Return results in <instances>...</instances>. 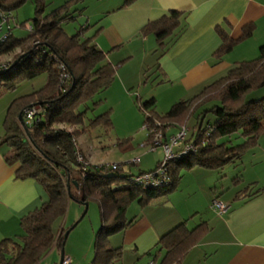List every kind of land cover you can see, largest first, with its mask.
Returning a JSON list of instances; mask_svg holds the SVG:
<instances>
[{
    "label": "trees",
    "instance_id": "1",
    "mask_svg": "<svg viewBox=\"0 0 264 264\" xmlns=\"http://www.w3.org/2000/svg\"><path fill=\"white\" fill-rule=\"evenodd\" d=\"M25 1L0 0V21L1 16L5 17L0 34L6 25L5 37L0 40V55L21 51L14 56L13 63H7L6 69L0 68V90H14L22 81L41 75L44 82L38 89L10 101L3 117L0 142L8 146L5 161L16 166V176L38 183L46 200L20 218V234L0 240V264H38L52 247L61 248L66 229L59 227L57 232L54 223L65 216L70 200L93 202L99 209L100 225L94 234V255L89 264H121L122 246L113 245L110 235L123 232L136 221V216L126 217L132 204L143 208L152 203H164L165 199L157 201L175 189L184 168L214 170L222 177L225 167H238L244 156L257 146L264 132V97L250 101L244 98L264 87V44L259 46L255 58L234 63L197 94L173 103L166 112L157 111L154 96L144 100L137 96L134 103L143 115L147 146L156 135L161 136V142L175 135L167 138L169 128L186 131L188 121L193 119L190 137L186 133L183 141L173 148L178 153L190 146L189 151L167 162L164 177L158 176L160 184L143 185L135 178L144 171L136 175L121 174L118 172L121 164H90L77 146V136L90 132L91 128H101L108 135L112 126L109 110L87 122L85 117L89 110L95 109L98 103L95 96L110 86L116 70L96 46L94 35L79 37L86 24L71 35L62 26L63 22L76 18L75 13L80 11L76 5L83 0H67L48 13L44 11L51 0H31L35 6L34 16L27 35L19 39L13 37L9 21L13 20V11ZM133 1L124 0V5ZM181 16L178 11H169L142 28L141 34L153 33L159 57L167 43L184 29L185 24L180 26ZM217 34L221 45L214 55L220 57L238 41L222 29H218ZM250 34V27L244 29L241 39ZM33 107L40 111L33 118H26L24 110ZM206 113L213 119L205 121ZM234 134L241 138L238 144L229 143ZM223 138L227 139L222 141ZM126 142L117 141L115 145L125 151L132 147ZM78 154L86 164L77 161ZM108 170L115 172L107 173ZM156 170L157 166L147 172ZM240 180V171H237L231 181ZM220 187H211L213 199H218L216 194ZM207 229L204 220L190 229L184 219L140 256H151L149 264H179ZM159 251H163L160 258Z\"/></svg>",
    "mask_w": 264,
    "mask_h": 264
},
{
    "label": "crops",
    "instance_id": "2",
    "mask_svg": "<svg viewBox=\"0 0 264 264\" xmlns=\"http://www.w3.org/2000/svg\"><path fill=\"white\" fill-rule=\"evenodd\" d=\"M56 1L59 6L67 0ZM76 7L80 9L82 20L86 16V28L96 29L94 42L105 53L106 60L116 65L115 71L120 74L124 87L128 90L138 87L142 93L140 88L147 75L144 71L156 70L162 76L159 84H167L164 91L168 96L164 98L171 105L176 100L191 98L234 63L255 58L259 46L264 44V0H134L129 5H124V0H83ZM169 11L182 13L180 26L185 24V27L175 40L167 43L159 57L153 33L141 34V30ZM248 27L250 36L241 39L243 30ZM218 29L238 41L220 57L214 55L221 45ZM114 54L117 59L112 57ZM135 59L140 62L134 68L131 61ZM125 71L136 72L132 75ZM142 95L155 97V92ZM4 114L5 111L0 110V137ZM8 153V146L0 142V240L20 234V218L46 200L38 183L16 176V166L5 161ZM199 168L187 170L197 177L204 175L202 185L209 187L210 194L205 192L203 199L196 197L186 206L180 203L179 210L169 203L168 197L164 204L134 209L129 217L136 216V221L121 232L127 251V259L124 261L122 254L121 264L139 261L140 255L151 249L161 235L184 219L191 229L188 223L194 213L198 217L193 225L204 220L208 229L179 264H264V132L242 163L225 169L224 176L214 170ZM121 169H124L122 165ZM237 171H240L241 180L232 182ZM218 185L221 189L216 197L228 205L221 214L210 208L214 197L211 186ZM72 201H68L65 216L54 223L55 231L59 227L69 228L81 215L84 207ZM169 211L173 212L171 216ZM118 236L117 233L110 237L113 245ZM55 249L60 251L54 246L48 253ZM64 253L68 255V252ZM162 255L163 251H159L158 257ZM70 257L74 263L75 258Z\"/></svg>",
    "mask_w": 264,
    "mask_h": 264
},
{
    "label": "rangeland",
    "instance_id": "3",
    "mask_svg": "<svg viewBox=\"0 0 264 264\" xmlns=\"http://www.w3.org/2000/svg\"><path fill=\"white\" fill-rule=\"evenodd\" d=\"M57 6H58L57 1L51 0L50 2H48V5L46 6L44 13L50 12L52 9L56 8ZM34 11H35V6L31 0L25 1L23 4H21L18 8H16L13 11L12 14L13 20L9 21L10 25L12 26L11 33L13 37L21 39L27 35L28 33L27 27L31 23V19L34 16ZM75 15H76L75 19L68 22H63L62 25L65 32H67L70 35L80 30L83 24L85 26L84 21L86 20V16L82 20L81 19L82 17L80 16L79 12H76ZM93 18L94 17L92 16L91 20ZM91 29L92 27L85 28L83 30V33L79 35V37L83 39L93 36V34L96 33V29L93 30ZM4 34H6V25H3V30L2 33L0 34V38ZM20 52H21L20 50H16L8 54L0 55V65L5 64L6 67L9 66V64L7 63H9L10 61L11 63H13L15 61V59H13L14 56L17 53L20 54ZM112 57L114 59L115 58L117 59L115 54L112 55ZM139 62L140 60H136V59L131 61L134 68L139 64ZM6 67L4 69H6ZM125 72L127 74L132 73L133 75V72L135 73L136 71H125ZM145 74H147L148 77L143 83V86L140 88L142 93H139V91L137 90L138 87L136 89H131V90L126 89L121 81L120 74L118 73V71H115L114 79L112 80L110 86L107 87L103 92L95 96V100H97L98 103L96 104L95 109H93L92 111L89 110V112L86 114L85 117L86 122L87 119L93 118L94 116L109 110L112 126L110 128L108 135H105L104 132L102 131L103 129L101 128H93V129L91 128L90 132L85 131L83 132V134L77 136L76 138L77 146L81 148L83 153L88 158L87 159L88 163L93 165H102V164L107 165V164L121 163L124 169H120L118 172H120L121 174L122 173L126 174L128 172V169H130L131 171L130 173L136 175L141 171L147 172L154 170L157 164L163 160L164 153L161 146H157L154 150H151L146 145L147 129L145 126H143V115L141 112L137 110L134 100L137 98V96L141 97L142 100H144L147 97H145L142 94H148V91H154L157 111L166 112L171 107V104L168 103V100L164 98L166 95L168 96V92L164 91V87L167 84H159V82L162 81V76L158 74V71L156 70L153 71L151 69L150 72L146 71ZM43 82H44V76L41 75L31 80L22 81L14 90H0V110L3 109L4 111H6V108L12 99L20 95L29 93L32 90L38 89L43 84ZM170 91L175 92L177 90H170ZM178 91L181 92L180 90ZM157 93L158 95H156ZM261 97H264V87L251 91L245 96L244 99L246 101H250V100H256ZM208 106L209 105H207L206 107ZM25 111L26 109L24 110V113ZM25 115L26 113L24 114V116ZM212 119L213 117L211 116V114L206 113V117L204 120L208 121ZM186 128H187L186 129L187 137H190L193 130V119H190L188 121ZM177 132H178L177 128L174 127L169 128L166 130V134H167L166 136L168 138L173 134H177ZM226 139L227 138H223L222 141ZM124 140L129 142L132 147L128 150L122 151L119 149V147L115 145V143L117 141L124 142ZM239 142H241V138L238 134H234L233 136H231L229 141L230 144H238ZM133 158H140L141 162H138L137 164H132L131 161ZM229 167H233V166L228 165L227 167H225V169L229 170L230 169ZM113 172L115 171L113 170L107 171V173H113ZM192 174L193 173L188 172L187 169L185 168L182 169L181 178L178 181L175 189H173L171 192L169 191V194L167 196L169 198L168 201L170 204L174 205L175 209L179 210L182 207L181 204L186 206L187 204L192 203V201L196 197H198L199 199H203L205 196V192L209 193L208 191L209 187L207 186L204 187L202 185L205 182L204 175H200L197 177ZM188 185H191V187H189ZM164 199H166V197L160 198L157 202H162L164 201ZM152 204L157 205L156 203H152ZM160 204H164V203H160ZM137 207L138 206L136 203L132 204L126 213V217L132 215L134 209L135 210L138 209ZM170 213L173 212L171 211L168 212V215L171 216L172 214ZM196 216L197 214L193 215L192 220H189L188 224L191 228L194 226L193 223L197 220L198 216L197 217ZM73 223H71V226ZM99 225H100V220H99L98 206L95 203L90 202V204H88L85 215L69 231L63 245L64 251L68 252V255L73 256V259L75 258L73 264L90 263L94 255V248H93L94 234L95 231L99 228ZM118 234L119 236L114 244L122 246V251L124 256L123 260L125 261L127 259L126 245L125 243H122V233L119 232ZM111 236L112 235H110V237ZM52 253L53 256H50L52 255ZM59 257H60L59 252L57 249H55L51 253L49 252L48 254H46L40 260L39 264H58ZM150 260H151V256L142 255L140 256L138 262L140 264H149Z\"/></svg>",
    "mask_w": 264,
    "mask_h": 264
},
{
    "label": "built area",
    "instance_id": "4",
    "mask_svg": "<svg viewBox=\"0 0 264 264\" xmlns=\"http://www.w3.org/2000/svg\"><path fill=\"white\" fill-rule=\"evenodd\" d=\"M2 21H5V17L1 16V21H0V32H1V28H2ZM5 36L3 35L0 40L2 38H4ZM5 64L0 65L1 69H4ZM40 111L38 107H33L30 109H27L25 111L26 113V118L31 119L34 117V115ZM186 135V131L184 128L180 129L177 134L171 136L169 139L162 141L161 142V136L160 135H156V137L154 138L153 142L147 146L149 149L153 150L155 147L157 146H161L163 153H164V158L161 162H159L157 164V170L154 172H145L142 174H139L135 180L138 181L140 184L143 185H157L160 184V179H158L159 175L160 178L164 177V173H165V165L167 164L168 161H170L173 158H177L180 157L182 154H186L189 149L190 146H186L182 151L176 153L173 151V148L177 145H179V143L181 141H183V139L185 138ZM157 145V146H156ZM152 146V147H151ZM154 146V147H153ZM77 161L79 163L82 164H86V162L83 160L82 156L80 154L77 155ZM139 162V158H133L131 163L132 164H137ZM210 208L215 211L218 214L223 213L224 211H226V209L228 208V205L222 201H220L219 199H212L211 203H210ZM60 264H73V261L71 259V257L69 255L64 254L61 263Z\"/></svg>",
    "mask_w": 264,
    "mask_h": 264
},
{
    "label": "water",
    "instance_id": "5",
    "mask_svg": "<svg viewBox=\"0 0 264 264\" xmlns=\"http://www.w3.org/2000/svg\"><path fill=\"white\" fill-rule=\"evenodd\" d=\"M15 64V63H14ZM20 118H21V116H20ZM79 204H81L84 208H83V211H82V213H81V215L79 216V218L72 224V226H70L68 229H66L65 230V232H64V235H63V238H64V240H63V243H62V246H61V248H60V251H59V261H58V264H60L61 263V260H62V258H63V256H64V248H63V245H64V242H65V239H66V237H67V235H68V233H69V231L82 219V217L85 215V213H86V210H87V207H88V203H86V202H82V201H79L78 202Z\"/></svg>",
    "mask_w": 264,
    "mask_h": 264
}]
</instances>
